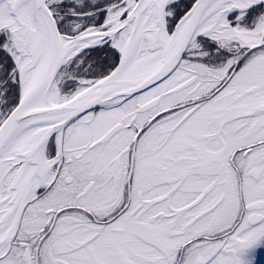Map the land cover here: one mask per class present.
I'll list each match as a JSON object with an SVG mask.
<instances>
[{
	"label": "snow or ice",
	"instance_id": "snow-or-ice-1",
	"mask_svg": "<svg viewBox=\"0 0 264 264\" xmlns=\"http://www.w3.org/2000/svg\"><path fill=\"white\" fill-rule=\"evenodd\" d=\"M0 264H264V0H0Z\"/></svg>",
	"mask_w": 264,
	"mask_h": 264
}]
</instances>
